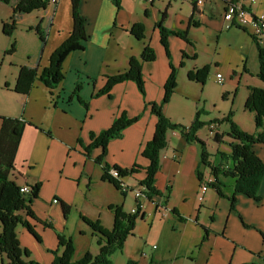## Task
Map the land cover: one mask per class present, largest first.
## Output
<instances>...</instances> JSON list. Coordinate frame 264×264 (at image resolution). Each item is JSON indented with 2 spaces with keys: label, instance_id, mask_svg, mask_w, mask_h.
Returning <instances> with one entry per match:
<instances>
[{
  "label": "crops",
  "instance_id": "0c3cea01",
  "mask_svg": "<svg viewBox=\"0 0 264 264\" xmlns=\"http://www.w3.org/2000/svg\"><path fill=\"white\" fill-rule=\"evenodd\" d=\"M67 1L58 0L50 8L23 15L18 19V25L33 27L41 18L42 25L47 22L45 27L49 34L59 17L58 31L62 32L64 40L74 26L73 18H67L65 14L67 6L70 9L72 7L71 0ZM228 1L206 0L199 7L192 0H163L162 7H165L164 11L167 10L164 25L175 33L186 30L189 39L187 42L179 35L171 34L168 47L165 48L157 26L163 10L156 0H120L119 7L111 0H81L80 13L86 18L87 39L82 49L71 52L64 59V80L52 89L36 80L27 95H20L12 89L20 66L42 69L49 64L53 49L47 47L44 52L27 51L26 61L11 70V78H6L4 85L9 100H6L0 111V117L24 118L36 125H27L23 132L15 171L11 176L21 185L40 184L39 196L33 201L32 209L42 222L38 223L35 219L29 221L41 236V241L35 240L25 227L18 229L21 245L31 251L35 260L52 264L54 253L59 249L58 236L65 230L64 224L72 208L91 218L103 217L108 227H112L114 214L109 206L122 203L119 190L101 179L103 163L117 164L121 168L133 164L141 167L138 173L123 180L129 190L134 192L136 201L135 190L140 185L139 181L146 177V166L149 165V160L141 155V151L155 134L158 119L151 114L146 104L162 100L172 67L177 70L178 86L175 93L181 92L185 97H192L200 89L199 83L187 77L193 69L210 66V63L200 61L201 52L207 47L204 46L206 41L196 31L210 32L214 37L219 35L220 40L224 31L228 30L229 35L232 29L225 28L222 18ZM245 4L254 12L264 11V0H247ZM12 10L11 5L0 1L1 23L11 17ZM136 22L146 27V39L143 41L129 32ZM1 35L0 30V50L3 53L7 51L8 44L2 41ZM230 39H227L231 48L227 61V81L237 86L242 76L248 73L247 61L251 53H256L257 44L244 29L235 32ZM145 43L156 53V59L143 64L145 94L139 91L135 81L127 80L116 83L111 88L110 96H97L96 93L105 86L108 76L125 71L132 56L141 57ZM259 81L261 84L250 86L263 87L264 83ZM79 84V95L88 101L87 107L73 95L74 88ZM170 105L171 102L164 105L163 110L171 119L177 120L170 115ZM122 111L131 117L143 115L125 130L121 138L110 141L103 163L98 164L95 158L102 149H93L87 156L79 139L84 144L91 143L89 133H99L109 128ZM174 136L177 139L175 145L167 149L173 156L169 161L170 157L164 156L167 160H163L156 174L154 185L161 194L154 197V202L158 205L164 203L167 209V222L162 232L170 227L177 237L151 251L148 255L149 264H264V179L259 200L238 193L234 207L228 198L218 195L213 188L210 190V185L202 195V181L212 175L209 172L208 176L203 174L202 181L198 179L197 169L201 159L199 148L196 143H183L178 131ZM254 149L264 161V143L255 144ZM192 175L201 182L200 191L198 182L197 186L191 183ZM224 180L227 186L225 192L231 195L234 180ZM65 203L71 206L67 214L63 209ZM173 208H177L186 218L185 222H180L172 213ZM79 229L82 234L89 235L90 229L86 226L80 225ZM205 233L207 236L204 239ZM133 234L128 239L135 238ZM75 245L76 258L85 251L98 252V247L95 249L84 245L83 240H78Z\"/></svg>",
  "mask_w": 264,
  "mask_h": 264
},
{
  "label": "trees",
  "instance_id": "16d2710c",
  "mask_svg": "<svg viewBox=\"0 0 264 264\" xmlns=\"http://www.w3.org/2000/svg\"><path fill=\"white\" fill-rule=\"evenodd\" d=\"M4 4L11 5L13 10L9 20L4 21L2 31L5 35H12L18 25V19L32 11L47 9L50 0H0ZM118 7L120 0H111ZM81 0H71L72 18L74 26L68 38L61 43L49 57V64L42 69L32 68L29 65H22L19 67L16 84L13 90L20 95H27L35 85V81L43 82L47 88L57 87L65 78L63 61L73 51L82 49L83 42L87 39L85 27L86 18L80 13ZM195 5V4H194ZM167 10L162 12L161 20L158 22V28L161 35V41L165 48L168 47V38L171 34H176L189 42L188 33L186 30L180 32L170 31L164 25ZM192 18V17H191ZM39 22L35 26H31L37 36L39 37L42 49L47 41V32L41 27ZM145 25L143 23H134L129 29V32L139 41L146 39ZM257 44L258 51V78L264 83V46H262L254 35H251ZM15 44L6 51L10 54L15 51ZM186 56V55H185ZM156 59V53L153 48L145 43L141 57L132 56L128 61V68L125 71L110 75L107 77L106 84L101 88L96 95L106 94L110 96L111 88L116 83L133 80L137 83L139 91L145 94V81L143 76V64L146 61ZM183 65V62H182ZM246 71V69H244ZM209 74V66L205 65L201 68H196L189 71L187 77L189 80L196 81L202 87L205 84L206 77ZM177 70L172 67L171 74H169L164 86V95L160 102H148L146 105L151 114L157 116L155 126V134L150 139L141 151V155L149 160V165L146 166V177L139 181L140 185L146 187L145 194L151 199L153 195L161 194L154 182L156 174L160 170L161 157L160 151L167 147L166 135L169 130H180L182 136L189 141L196 140L200 143L202 151L200 166L197 169V177L200 181L203 180V173L200 170L201 166L207 165L210 168V173L214 181L209 185L215 189L220 196H225L234 207L237 194H244L259 200V190L264 179V161L256 154L254 149L255 144L264 143V86H248V96L245 101L244 109L254 113L256 131L248 133L242 130L232 119V112L222 120H227L230 125L229 137L231 142L230 154L221 152V161L213 164L209 158L210 154L206 147V143L197 138V132L203 127L204 122L200 120L201 110H196L195 119L188 127L175 123L172 119L166 116L163 110L164 105L170 103L172 95L177 90ZM81 85L74 88L73 95L78 97L80 103L85 107L88 106V101L81 98L79 95ZM227 92H223V97ZM141 115L131 117L126 111H122L114 118L111 126L105 128L99 133H90L91 143L84 144L81 139L79 142L84 145L83 149L87 156L94 148L101 147L102 152L95 158L98 164L103 163V158L106 156V149L112 139L122 137L124 131L135 121L139 120ZM0 256H5L7 261H2V264H42L35 259L30 258V251L23 247L19 241L18 225H22L29 233L35 236L38 241H41V236L35 231L29 219H36V215L32 209L33 201L38 198L40 192V184H35L32 187V192L25 193L22 191V185L18 184L11 177L12 170H15V161L18 147L21 144L22 135L27 125L36 126L29 120L24 118H15L11 116L0 117ZM216 141L222 140V135L216 133L214 136ZM220 152V151H219ZM218 152V153H219ZM227 163H223L222 161ZM141 167L133 164L128 168H121L119 165H108L103 163L102 180L115 186L122 195H126L129 188L125 186L123 179L138 173ZM112 171H116L118 175H114ZM233 178V191L231 195L225 192V179ZM137 210L135 213L126 212L123 205L111 204L110 210L114 214V224L111 228L103 227L100 220H93L81 214L82 219L86 222L97 237L98 245L97 254L91 251H85L84 254L78 258L74 257L76 253L75 245L71 236L59 235L58 244L60 250L54 253L52 264H115L111 258L116 252H123L125 242L130 235L134 233L135 226L138 219H145L146 213L142 210L139 201L136 199ZM71 206L64 204V211L67 214ZM172 213L179 219L180 222H185L186 218L179 213L177 208H173ZM207 231V230H206ZM134 235V234H133ZM207 233H205L204 239ZM126 264H139L132 258L127 260Z\"/></svg>",
  "mask_w": 264,
  "mask_h": 264
},
{
  "label": "rangeland",
  "instance_id": "374dc122",
  "mask_svg": "<svg viewBox=\"0 0 264 264\" xmlns=\"http://www.w3.org/2000/svg\"><path fill=\"white\" fill-rule=\"evenodd\" d=\"M162 1L163 0H156V3L158 4V6L162 8L161 10L164 11L165 7H162ZM66 2L68 3L67 0ZM167 3L168 2H166V4ZM51 6L52 3L49 4L48 8H50ZM67 9L68 11H65L66 17L72 18V12H71L72 7L70 9V7L67 6ZM37 11L38 10L32 12L37 13ZM38 20L41 22V18H39ZM46 24L47 22H45V25ZM2 25L3 22L2 23L0 22L1 31H2ZM45 25H42L41 27L42 28L44 27L43 29L47 32V27H45ZM58 26H59V17L57 19L56 25L53 26L51 32L47 34L48 41H46V46H44L45 49H42V47H40L41 40L39 39L37 34L32 29H30L31 26L25 27L23 25H16L17 28L12 35H5L2 31L3 35H1V38L3 42H6L8 44L7 50L11 48L13 43L15 44L16 49L14 52L10 54L7 53V55L6 52L2 53V51L0 50V111L4 108L6 100H9L8 94L4 90L5 80L11 78V70L13 68L14 69L17 68L16 65H20L21 63L26 61L28 56L27 51H31V50L32 51L35 50L36 52L40 50L45 51L47 47V49L49 50L53 49L51 52L52 54L53 51L68 38L67 37L66 39L63 40L62 32L58 31ZM240 29H244V28L236 27L230 31L229 35H228V30L224 31L223 32L224 35L222 36L221 40L219 35L214 37L213 33L210 32L207 33L196 29L197 30L196 33L199 35V37L204 41H206V45L204 46L207 48L201 52L202 54L200 55V59H201L200 61L202 63H206V62L210 63L209 74L206 77L204 86L203 87L201 86L200 89L196 91L195 95L192 93L193 94L192 97H188L187 95H186L187 97H185L181 92H176L172 95L170 100L171 102L170 115L174 116L177 119V120L172 119V121L175 123H180L185 127H188L191 124V122L195 119L196 110L202 111V113H200V120L204 122V125L202 128L198 130L197 138L206 143V147L210 154L209 158L213 164H216L217 162L221 161V152H226V154L228 155L231 152V148L229 146V143L231 142V138L229 137L230 125L227 122V120L225 121L222 120L226 115L229 114V112H232V119L245 132L251 133L254 131V129H256L254 123L255 122L254 113L245 110L244 107L249 91L247 85L250 86L252 84H258V85L261 84V82L258 79L257 50H255L256 53L255 52L251 53V55L249 56L246 66L248 73L242 76L239 85L235 86L234 84L229 83L227 81V76H228L227 61H229L231 55L230 54L231 48H229V41H227V39L231 40L230 37L233 36V34L239 31ZM248 29H249L248 33L252 35L253 29L251 27H249ZM0 45H2L1 42ZM11 63L15 65L10 66ZM217 72H220L223 75H225L224 76L225 78L223 77L222 83L218 82L216 78L218 74ZM225 91L227 93L223 97V92ZM142 115L143 113L141 114V117ZM166 116L168 115L166 114ZM176 131L181 133L180 130H169L167 132L166 135L167 147H165L163 150L160 151L161 165L163 160H167L164 156L170 157L168 161L171 160V157L173 156L171 152H168L167 149H170L169 147H173V145H175L177 139L175 138L174 133ZM216 133H220L222 135L221 141L215 140L214 136L216 135ZM182 142L183 143L188 142L184 136H182ZM188 143L190 144L196 143L199 150L202 151L201 145L198 141L193 140V141H189ZM200 154L201 153L199 152V159H200ZM222 162L224 164L227 163L226 160L225 161L223 160ZM200 170L205 176L209 175L210 168L207 165L201 166ZM14 171L15 170L13 169L11 175H13ZM229 179L234 180L231 177H229ZM197 182L199 183V191H200L201 182L198 181L195 175L194 176L192 175L191 183L197 186L198 184ZM137 188L140 189L145 188L146 190V187H143V185H139ZM210 190H212V188ZM133 194L134 192L132 190H129L128 194H126L125 196L122 195L121 192L119 194L122 203L120 205H123L124 210L126 212H130L131 209L136 205V201H134ZM155 196L158 195H153L152 198L149 199L145 195L143 199L145 204V210L143 211L146 213V217L145 219L137 220V225L135 226V230H134L135 238L131 237L126 241L123 252H116L115 254L112 255L111 258L113 259L115 264H126L127 260L130 258H132V260L137 261L139 264H149L150 260L148 255L150 254L151 251L158 248L159 246L166 244L167 241H170L173 238L177 237V235L172 233L170 227L168 228V230L162 232L163 225L167 222L168 216H165L167 209L164 206V203L162 205H158L156 204V202H154ZM75 211L76 210L72 208L71 213L67 217V221L64 224L65 230L60 233L66 236H71L74 245L75 243H77L78 240H83L84 245L94 247L96 249L98 247L96 242L97 237L93 234V232H91L92 230L90 228L89 229L91 231L88 229L89 235L82 234V232L79 229V226L84 225L88 228V225L85 224L86 222L82 219L80 212L79 211L75 212ZM87 217L91 218L89 216ZM91 219L93 220L99 219L103 227L105 228L107 227L109 229L108 227L109 224H106L105 218L93 217ZM35 221H37L38 223L42 222L40 219H37V217ZM19 227H23V226L18 225L17 228L18 234H19V230H18ZM32 236L36 240L35 236L34 235ZM60 249L61 247L59 246L58 250ZM75 249H77L76 245H75ZM30 255H31L30 258L34 259L31 254V251H30ZM74 257L75 258L77 257L76 254H74ZM3 260L5 262L7 261L5 256L2 255L0 257V264H2ZM154 264H165V263L156 262Z\"/></svg>",
  "mask_w": 264,
  "mask_h": 264
},
{
  "label": "built area",
  "instance_id": "2783aa9c",
  "mask_svg": "<svg viewBox=\"0 0 264 264\" xmlns=\"http://www.w3.org/2000/svg\"><path fill=\"white\" fill-rule=\"evenodd\" d=\"M152 1V0H148ZM193 3L199 7H202L206 0H192ZM245 1L247 0H229L226 5L225 9L222 15V18L225 22V28L226 29H233V28H244V30L249 31V27L253 29L252 35H254L258 42L264 46V11L262 12H254L247 5L245 4ZM58 2V0H50V3L55 4ZM218 82H223V74L218 73L216 76ZM114 175H118L116 171H112ZM214 181V178L212 176L205 177V180L202 181L201 186V193L202 195L206 192L209 186V182L211 183ZM126 186V185H125ZM143 187H145L143 185ZM141 188V187H140ZM136 188L135 190V198L139 201V204L143 210L144 204L143 199L145 197V188L140 189ZM22 191L25 193L32 192V187L28 184L22 185ZM202 200V196L199 198ZM55 202H57V199H55ZM137 210V207H133L130 212L135 213Z\"/></svg>",
  "mask_w": 264,
  "mask_h": 264
}]
</instances>
